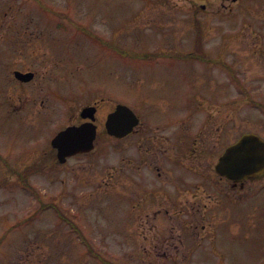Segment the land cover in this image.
I'll return each mask as SVG.
<instances>
[{
    "label": "rangeland",
    "instance_id": "1",
    "mask_svg": "<svg viewBox=\"0 0 264 264\" xmlns=\"http://www.w3.org/2000/svg\"><path fill=\"white\" fill-rule=\"evenodd\" d=\"M44 1L60 14L35 0H0V21L10 20L9 4L27 12L6 31L3 40L15 44L0 59L1 240L8 234L0 264H264V186L247 184L242 197L235 190L237 201L225 197L205 228L151 227L135 205L139 190L124 182V139L99 134L92 152L65 163L50 144L95 100L105 113L121 102L144 118L164 109L184 117L192 102L193 128L212 129L214 151L240 132L264 137V0ZM198 32L203 54L220 63L187 59ZM140 52L165 55L133 59ZM14 68L35 75L21 83ZM3 158L33 167L20 170L29 188ZM214 176L211 164L210 187L219 186Z\"/></svg>",
    "mask_w": 264,
    "mask_h": 264
},
{
    "label": "flooded vegetation",
    "instance_id": "2",
    "mask_svg": "<svg viewBox=\"0 0 264 264\" xmlns=\"http://www.w3.org/2000/svg\"><path fill=\"white\" fill-rule=\"evenodd\" d=\"M232 1L236 3L238 0ZM220 9L229 12L232 7L229 3L222 2ZM8 12L12 14L7 15ZM19 13H27L26 7L9 4L7 10L4 11V16H8L10 20L0 21V59L2 60L7 61L8 53L15 44L14 42L9 45L3 39L4 35L7 36L6 31L13 28L15 23L17 25ZM138 57L144 59L145 55L140 54ZM16 69L18 68L12 69V74ZM87 105L96 107L94 123L98 131L97 139L99 134L103 135L102 122L104 125L106 115L112 110L105 113L98 100L82 105L64 127L90 121L89 117L81 114L82 108ZM182 109L188 110L182 115L184 117L179 118L170 114L171 112L167 113L165 109L160 112L156 111V114L149 113L153 116L149 115L146 118L140 115V112H136L139 123L121 138L124 139L122 155L123 171L126 176L124 182L126 181L128 186L130 182L136 185L139 190L138 203L134 202V204L140 212L142 211L141 215L146 218L151 217L149 218V221L153 222L151 227L155 226L154 222L181 221L194 222V228L201 226L205 228L216 217L210 209L223 203L225 197L237 201L239 197L235 196V190H237L236 194L242 197V189L245 185L254 182L257 183L255 185L257 189L264 186L262 182L264 175L245 177L234 182L219 175L214 169L216 175L214 178L220 180V183L219 186L210 187V165L215 166L227 144L223 145L220 150L214 151L215 145L210 144L209 138L212 129L202 123V128L197 130L193 128L197 125L196 118L191 117L194 109L193 103L191 102L190 105L185 103ZM144 114L147 116V113ZM90 152L76 155H85ZM216 153L218 157L215 156ZM215 157L216 162H212L211 159ZM19 168L23 169L27 166ZM135 170L139 172L138 175ZM185 233H192L195 238L197 235L203 237L199 230L193 232L185 230ZM158 253L167 254L162 251Z\"/></svg>",
    "mask_w": 264,
    "mask_h": 264
},
{
    "label": "water",
    "instance_id": "3",
    "mask_svg": "<svg viewBox=\"0 0 264 264\" xmlns=\"http://www.w3.org/2000/svg\"><path fill=\"white\" fill-rule=\"evenodd\" d=\"M17 73L25 79L30 78L33 74L32 72ZM94 109L91 106L85 107L83 116L91 115L93 118ZM137 121L138 118L131 109L123 104H118L108 114L105 126L109 133L123 136ZM94 137L95 125L86 122L79 126H68L60 130L51 142L57 148L58 159L63 162L68 155L90 150L93 147ZM215 168L219 174L234 181L248 175L264 173V141L254 133L243 134L235 143L226 148Z\"/></svg>",
    "mask_w": 264,
    "mask_h": 264
},
{
    "label": "trees",
    "instance_id": "4",
    "mask_svg": "<svg viewBox=\"0 0 264 264\" xmlns=\"http://www.w3.org/2000/svg\"><path fill=\"white\" fill-rule=\"evenodd\" d=\"M200 33L198 32V35H197V40H195L196 41V47H195V50L194 51H192V52H190V53H192L193 55V58H199V59H205V57H204V54H203V51H202V46H201V42H200ZM189 53V54H190ZM208 60H212V61H214V62H216V63H220L218 60H216V59H208ZM20 178L21 179H24V177L23 176H20ZM23 182H24V180H22ZM29 221H30V219H29ZM15 226H10V228L8 229V231L9 230H12L13 228H14ZM5 233L6 232H4V234H3V241L7 238V236H8V234L6 233V235H5ZM9 233V232H8ZM5 235V236H4ZM2 241V242H3Z\"/></svg>",
    "mask_w": 264,
    "mask_h": 264
}]
</instances>
